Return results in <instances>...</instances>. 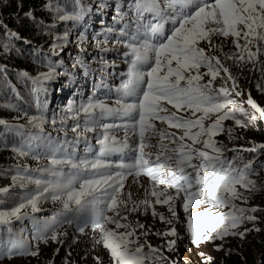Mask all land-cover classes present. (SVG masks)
I'll return each instance as SVG.
<instances>
[{"label": "snow or ice", "instance_id": "snow-or-ice-1", "mask_svg": "<svg viewBox=\"0 0 264 264\" xmlns=\"http://www.w3.org/2000/svg\"><path fill=\"white\" fill-rule=\"evenodd\" d=\"M99 7H107L106 0H102ZM124 7L117 2L113 16L117 23L123 22L120 28H106L103 33L92 36L100 53L110 51L107 47L110 42L126 49L123 63L127 70L120 74V83L114 88L115 98L109 103L108 96L99 98L93 91L86 101L78 105L70 103L60 123L67 136L68 129L63 126L68 120L73 121L70 128L75 134L73 139H66L55 147L51 143L47 145L51 152L46 157L50 166L38 169L40 177L22 175L20 170L12 177L13 186L34 184L36 189L15 207L0 209V260L38 257L41 242L47 244L51 240L63 244L59 237H67L68 233L60 229L67 225L80 235L86 234L88 228L98 231L95 243L108 250L112 264H157L167 257L147 239L140 242V236L147 237L149 230L138 220L131 222L129 216L146 215L150 210L153 218L172 225L169 231L155 233L174 237L167 242V250L171 252L177 249V242L184 239L176 227L181 223L176 211L177 201L186 214L185 228L194 246L227 236L243 239L253 230L237 231L245 223H254L258 219L254 213L260 209L240 207L236 201L247 204L254 193L261 191L264 185L252 178L259 176L260 170L254 167V161L238 156L240 149H228L237 153L229 158L224 145L215 137L226 133L229 139L234 138V129L225 128V121L231 120L237 128H245V120H264V107L252 99L251 93L246 103L252 111L235 106L233 93L240 96L242 92L237 91V79L225 62L232 61L236 67L244 63L253 64L254 68L259 66L264 79V60L259 59L264 56V0H130L127 12L122 11ZM45 8L54 11L56 21L71 22L73 27L80 25L91 11L82 0H66L63 6L46 3ZM128 13L132 15L129 17ZM25 16L34 18L31 12ZM69 31L66 29L62 36H57L62 42L54 45V50L63 51L67 46ZM9 36L20 39L15 32H10ZM214 37L223 40L215 42ZM228 38H232L235 48L231 53L223 51V41ZM87 39L81 32L78 47ZM3 49L7 52L8 45H3ZM80 50L85 51L82 47ZM91 62H97L96 58L92 57ZM99 63L103 66L102 74L105 68L116 67L102 55ZM77 66L86 77L93 71L80 57L72 64L73 68ZM20 75L31 82L39 114L24 113L27 126L9 125L3 119L0 125L6 130L14 129L22 138L26 135L28 141L37 140L39 136L26 129L35 128L43 133L44 125L49 123L44 114L47 102L40 98L46 92L44 85L57 76L73 78L74 73L57 72L55 67L49 66L47 72L36 77L28 72ZM218 77L224 83L216 87ZM98 87L113 92L103 79ZM256 87L264 94V85L258 83ZM157 121L167 128L157 127ZM50 123L56 125L57 121L52 119ZM97 130L98 148L87 135ZM117 130H123L122 139L117 138ZM130 137L134 143L129 142ZM153 139L155 144L151 143ZM81 142L84 155L77 156ZM149 148H155L156 152L146 151ZM257 149H264V144L243 151L256 152ZM126 150L128 159L123 157ZM11 151L18 157L41 159L30 142L13 146ZM118 154L121 158L113 160ZM24 170H27L26 165ZM142 175L149 179V187L144 189V199L133 200L131 190L125 191L127 179L133 177L132 183L139 184ZM8 193V188H0V196ZM48 200L59 202L61 210L42 224L25 211L30 208L33 214L40 212L38 205ZM155 205L167 206L171 218L158 212ZM202 205L203 211L195 214L190 211L191 207ZM24 219L33 222L30 240L24 229L16 232L12 227L14 220L22 222ZM139 230L143 231L137 235ZM254 230L260 231L259 228ZM72 242H77L75 237ZM216 250H223L222 246H217ZM94 259L97 264H103L100 257Z\"/></svg>", "mask_w": 264, "mask_h": 264}, {"label": "rangeland", "instance_id": "rangeland-1", "mask_svg": "<svg viewBox=\"0 0 264 264\" xmlns=\"http://www.w3.org/2000/svg\"><path fill=\"white\" fill-rule=\"evenodd\" d=\"M102 3V2H101ZM107 12H112L113 11V4L111 6L107 5ZM108 14V17L106 20V24L109 22H112L116 25L118 23L116 21H112V14ZM104 20V21H105ZM70 23V22H68ZM58 26V24H57ZM56 35H54L55 44H59L60 41L57 40V36H62L63 33L61 31L55 32ZM54 33V34H55ZM71 33V32H70ZM69 35L72 37V41L69 44L68 47H64L63 51H59V54H55L57 58L59 57H67L68 54L72 55L76 54L77 52H81L80 48H88V49H95V44L91 41H86L84 44L80 45L78 47V37L79 34L78 32L71 33ZM220 40H223V38H216L214 37L215 42H219ZM224 43V48L223 51L225 53H231L235 51V48L232 44V38H228L227 40L223 41ZM243 43V41H241ZM26 45L28 47L32 46L31 43L26 42ZM53 47V46H52ZM109 49V45L107 46ZM86 51V49H85ZM253 51H255V48H253ZM84 52V51H83ZM219 55V53H216ZM221 59L224 60L225 58L221 56ZM259 59L264 60V56H261ZM227 66L230 68V71L232 72V75L236 77L237 82L239 84V88L237 91H241L242 95L240 96H235L233 93V97L236 101V107L239 108L240 106H243L245 109L248 111H252L250 107L247 105L246 100L248 98V94L251 93L252 99L260 106L264 107V94H262L260 91L257 90L256 85L262 84L264 85V79L261 78V71L259 66H256L255 68L253 67V64L249 63H244L240 67H236L233 65L232 61H225ZM201 71H206L205 69H201ZM223 76L224 74L221 73ZM209 79V77H205V80ZM56 85L60 84V81L58 78L53 79L51 81H48L47 84L49 83L54 84L53 82L57 81ZM224 81L221 80L219 77L215 81V86L219 87L221 84H223ZM228 86L231 87V82H228ZM65 94V90H63ZM68 107L69 104H64ZM170 107V106H169ZM231 107V106H230ZM61 109V107H59ZM65 111V110H64ZM174 111V109H173ZM64 116L62 112L57 114V119L59 117ZM264 121V120H263ZM245 124H247V127L245 128H237L233 121L228 120L224 122V127L225 128H233V139H229L227 134H221L215 139L219 141L222 145L225 147V153L226 155L231 158L235 155H237L236 152L233 151H228V149H240L238 156L240 158H243L245 161L252 160L253 159H261L260 162L256 164V168L259 171V176H254L252 177L253 179H256L257 182L261 185H264V158L261 156L263 155V151H259L257 149L256 152H248V151H243V149H249L252 148L254 145H258L255 143V140L253 141L252 139L249 138V127L256 125L258 123V120L255 121H244ZM14 124V123H13ZM21 124V123H20ZM23 125L27 126V123H22ZM157 127L159 128H167V125L161 124L159 121L156 122ZM17 125V124H16ZM49 126H52L51 123H49ZM55 128L59 127L57 125H53ZM172 132H177L176 129H170ZM118 138V136H117ZM151 143L155 144L156 140L153 139ZM190 143V141H189ZM199 146V145H198ZM54 147V146H52ZM80 151V150H79ZM146 151L155 153L156 149L155 148H149L146 149ZM40 156V160H34L30 156L29 157H18L15 155V158L17 159V163L19 167H24L25 165L27 166L28 171H32L33 174L32 177H40L41 172L38 171V169H43L45 167H49V160L46 157H49L51 155V152L49 148L44 151H39L37 152ZM62 154V153H61ZM83 156V155H82ZM31 169V170H29ZM67 171V169H65ZM44 178H47L46 176ZM133 177H128L127 182H126V188L125 191L131 190L133 194V200H141L144 199V189L149 187V179H145L140 177L139 184H133L132 183ZM143 185V187H140V185ZM130 186V188H129ZM14 187V188H13ZM10 192L8 193L9 195L14 194L15 192H18L19 188H24V187H19L13 186ZM161 188L165 187L164 185L160 186ZM25 188L29 189V194L33 193L36 189V185L34 184H26ZM262 194L264 196V187H262L261 191L254 193L252 195L251 200L247 204H243L240 201H236L238 206L240 207H247L251 208L254 207L255 200ZM15 196V194H14ZM150 199H154L149 197ZM0 201L2 203H6L7 200L5 199L4 196H0ZM10 204L13 202H9ZM3 205V204H2ZM5 205V204H4ZM13 205V204H12ZM42 211L37 212V213H31L30 208L26 209L25 211H28L31 216H35L38 218L41 222L45 219H50L52 215L61 210V205L59 202H52L51 200L48 201H42L38 205ZM7 209L13 208L11 205H5ZM203 205L200 208L196 207H191L190 211L195 214L197 211H203ZM155 208L158 212L164 213V215L168 218H171V214L167 211V206H161V205H155ZM176 211L178 212V215L180 217V224H177V231L181 236L184 237V239L179 240L177 242V249L169 252L168 249V244L167 242L169 240L174 239V237L171 236H157L155 233H164L166 231H169L172 225L163 223L159 220L158 217L153 218L150 214L142 215L140 213H135L129 216V220L133 223H135L137 220L144 224L146 228L149 230V235L147 237L140 236V242L143 243L145 239L154 247L160 248V250L163 252V255L167 257V259H163L157 262V264H171V261H178V264H208L209 262L213 260L221 261L223 262L224 260L228 259L230 254L232 252L238 253L239 257L244 260L245 259V250L247 247L244 246V241L246 239V236L241 239L238 236H227L223 240L217 239L215 242H204L199 245V247L194 246L190 242V237L188 236L185 228V223H186V214L183 211V208L180 206V202H176ZM217 211V210H214ZM218 211H228V209H219ZM252 214V213H250ZM254 213V215H256ZM111 215V214H110ZM258 219L253 223V222H248L245 223L241 228L237 229V231H244L245 228L248 229H256V225L260 226V222ZM20 221L14 220L13 225L19 224ZM28 229L25 231L26 235L28 236L29 240L31 239V230L32 227L28 226ZM111 227V226H110ZM258 227V226H257ZM21 229H24V227L17 225L13 227V230L16 232H19ZM61 232L67 231L68 235L67 237L61 236L59 239L63 240V244L60 243H54L51 240L47 244L44 243H39V252L40 255L38 257H16L13 260L9 261L7 259L0 260V264H50V262H54V264H65V261L67 260L68 264H97L96 260L94 257H100L101 261H103V264H112L110 254L107 249L103 248L102 245L96 244L95 240L99 238V232H93L91 228L86 229V234L80 235L79 233H76L73 227H68L65 225L63 229H60ZM119 231H124V229H120ZM143 230H139L137 235H139V232H142ZM76 238L77 242L73 243V238ZM34 243V242H33ZM187 245V247H185ZM217 246H222L223 250L217 251ZM57 249H59V252L57 253ZM145 252L148 251L147 247H145ZM71 253L69 255L68 253ZM203 253V255H201ZM259 259V256L257 257Z\"/></svg>", "mask_w": 264, "mask_h": 264}, {"label": "trees", "instance_id": "trees-1", "mask_svg": "<svg viewBox=\"0 0 264 264\" xmlns=\"http://www.w3.org/2000/svg\"><path fill=\"white\" fill-rule=\"evenodd\" d=\"M46 3L63 6L66 0H0V26H2L0 27V119L8 123H27V116H24V113L28 116L39 114L31 90V82L23 78L20 73L28 72L30 76L36 77L42 72H47L49 66L55 67L57 72L62 70L61 60L58 61L52 55L58 52V49L54 50L52 47L56 40L54 35L57 31L64 33L66 29H69L70 33L73 27L71 28V23L56 21L54 11L45 8ZM29 12L34 18L25 16ZM52 24H56V27H51ZM10 32L17 33L20 39L10 37ZM71 41L72 37L69 35L66 47ZM26 42L31 43L32 46L28 47ZM5 44L9 47L7 52L3 49ZM62 59L66 63L69 62L68 60H73L69 55L68 58L62 56ZM54 113L53 110L44 113L49 123ZM249 138L255 140L258 145L264 144L263 120H258L256 125L249 127ZM33 141H28L26 135L24 138L17 135L14 129L6 130L5 126L0 125V188H8L10 192L13 187L12 177L18 170L22 175L33 176L32 172L24 170V167L18 168L15 153L11 151L13 146ZM37 144L38 149L43 147L45 141L40 139ZM261 156L264 157V151ZM253 161L257 162L256 159ZM14 194L5 195V199L10 201L0 203V209H7L5 205L8 204L15 207L23 197L29 195V189L19 188ZM255 201L254 207L260 209L256 214L261 223L260 226L256 225V228L260 231L252 230L247 234L244 241V246L247 247L244 252L245 259L242 260L238 253L232 252L223 262L213 260L208 264H264V196L261 194ZM25 222L29 224L32 220L24 219L13 227L20 225L26 229Z\"/></svg>", "mask_w": 264, "mask_h": 264}, {"label": "bare ground", "instance_id": "bare-ground-1", "mask_svg": "<svg viewBox=\"0 0 264 264\" xmlns=\"http://www.w3.org/2000/svg\"><path fill=\"white\" fill-rule=\"evenodd\" d=\"M16 124H18V123H16Z\"/></svg>", "mask_w": 264, "mask_h": 264}]
</instances>
